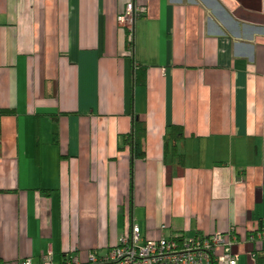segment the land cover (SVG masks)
<instances>
[{
	"label": "crops",
	"instance_id": "crops-1",
	"mask_svg": "<svg viewBox=\"0 0 264 264\" xmlns=\"http://www.w3.org/2000/svg\"><path fill=\"white\" fill-rule=\"evenodd\" d=\"M131 1L0 0V109L16 112L0 117V264H90L133 225L144 241L221 233L262 264L247 238L264 231V0H137L128 50ZM131 112L148 128L133 189Z\"/></svg>",
	"mask_w": 264,
	"mask_h": 264
},
{
	"label": "built area",
	"instance_id": "built-area-1",
	"mask_svg": "<svg viewBox=\"0 0 264 264\" xmlns=\"http://www.w3.org/2000/svg\"><path fill=\"white\" fill-rule=\"evenodd\" d=\"M136 11L141 14L146 11L144 7L136 8L129 4L124 15L119 21L124 28H130L137 18ZM141 228L133 226L129 235L121 238L120 244L109 250L106 255L98 256L92 253L89 257L90 264H239L238 254L234 252V245L226 240V236L216 233L206 237L178 240L164 237L161 240L144 241ZM248 242L254 244L264 241V231L251 232ZM223 248V253L218 255V250ZM219 248V249H218ZM74 264H79L78 259L71 256ZM23 264H35L31 259ZM46 264H53L51 261Z\"/></svg>",
	"mask_w": 264,
	"mask_h": 264
},
{
	"label": "trees",
	"instance_id": "trees-1",
	"mask_svg": "<svg viewBox=\"0 0 264 264\" xmlns=\"http://www.w3.org/2000/svg\"><path fill=\"white\" fill-rule=\"evenodd\" d=\"M138 2L139 1H137V0L129 2L126 5L124 11L120 14V16L125 14V12L128 8V5L131 3L134 4V6L136 8H141V7L145 8L144 5H142L140 3L138 4ZM145 15H146V11L142 14L140 11H136V16L139 18H140V16L145 17ZM139 18H137V19H139ZM123 29L125 31V36L127 38L128 50H132L134 47L133 46V39H134V33L133 32L134 31L132 32L130 29L124 28V27H123ZM128 58L130 59V61L132 63L135 62L134 64L136 66H134V65L133 66H134V71L137 75V78L141 79L144 75L143 78L145 79V75H146V72L148 70V67L145 65H141L136 60V58L133 56H129ZM3 115H16V112L14 109H0V117ZM54 117L58 119V117H56V115H54ZM129 117H130V121H131V127L127 133L121 135L120 150H125V149L130 150V153H131V165H130L131 184H132V189H133L134 174H135L134 171H135L136 163L138 161H145L147 159V147L146 146H147L148 128L146 125V121L144 119L140 118L137 114H134L133 112H131V113H129ZM39 132L40 131L38 130L37 135H39ZM184 139H185V130H184V127L182 125H172V126H169L167 128V133H166L165 138H164L165 151L167 152L170 150V153L173 155V157H175L177 165H182L185 161L184 154H182L181 151L178 149V146L184 141ZM0 140H1V138H0ZM36 140H37L38 146L41 145L42 142H41V138L39 136L36 138ZM253 232H256V231H253ZM129 234H130V232L125 234V235H129ZM229 234H231V233H229ZM173 238H176L178 240L183 239V237H173ZM120 240H119L118 245L120 244ZM93 253H95V252H93ZM71 256H72V254H69L68 258L66 257V261L64 262V264H74V263H72V260L70 259ZM255 256L258 259L259 263L262 262V264H264V256H262V254L256 253Z\"/></svg>",
	"mask_w": 264,
	"mask_h": 264
},
{
	"label": "rangeland",
	"instance_id": "rangeland-1",
	"mask_svg": "<svg viewBox=\"0 0 264 264\" xmlns=\"http://www.w3.org/2000/svg\"><path fill=\"white\" fill-rule=\"evenodd\" d=\"M120 17V16H119ZM142 16H140V18H141ZM129 23H130V28H131V31L133 32L134 31V22H133V24H132V19L131 20H129ZM23 32V31H22ZM135 62H133L132 64L134 65V66H136L135 64H134ZM133 226H135V225H133ZM133 226H132V228H131V231H132V229H133ZM131 231H130V233H131ZM164 237H162V238H160V239H156L157 241L158 240H161V239H163ZM242 251V253L241 254H243V250H241Z\"/></svg>",
	"mask_w": 264,
	"mask_h": 264
},
{
	"label": "clouds",
	"instance_id": "clouds-1",
	"mask_svg": "<svg viewBox=\"0 0 264 264\" xmlns=\"http://www.w3.org/2000/svg\"><path fill=\"white\" fill-rule=\"evenodd\" d=\"M173 238V237H172Z\"/></svg>",
	"mask_w": 264,
	"mask_h": 264
}]
</instances>
